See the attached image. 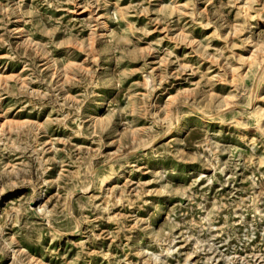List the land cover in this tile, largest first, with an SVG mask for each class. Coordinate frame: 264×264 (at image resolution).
Instances as JSON below:
<instances>
[{
    "label": "rangeland",
    "instance_id": "obj_1",
    "mask_svg": "<svg viewBox=\"0 0 264 264\" xmlns=\"http://www.w3.org/2000/svg\"><path fill=\"white\" fill-rule=\"evenodd\" d=\"M0 264H264V0H0Z\"/></svg>",
    "mask_w": 264,
    "mask_h": 264
},
{
    "label": "bare ground",
    "instance_id": "obj_2",
    "mask_svg": "<svg viewBox=\"0 0 264 264\" xmlns=\"http://www.w3.org/2000/svg\"><path fill=\"white\" fill-rule=\"evenodd\" d=\"M102 29H103V30L106 29V24H105V23L103 24Z\"/></svg>",
    "mask_w": 264,
    "mask_h": 264
}]
</instances>
